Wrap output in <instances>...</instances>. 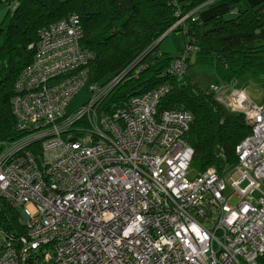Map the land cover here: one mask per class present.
<instances>
[{"label":"built area","instance_id":"2783aa9c","mask_svg":"<svg viewBox=\"0 0 264 264\" xmlns=\"http://www.w3.org/2000/svg\"><path fill=\"white\" fill-rule=\"evenodd\" d=\"M194 12L170 30L196 20ZM84 33L74 13L44 28L16 84L20 138L0 142V212L3 202L17 211L23 232L13 236L0 225V264H258L264 103L244 88L225 96L218 84L210 87L223 106L246 117L252 133L237 146L235 166L190 178L193 115L159 109L172 84L104 111L130 66L105 85L90 84L89 101L68 111L90 79L94 55L82 47ZM193 50L173 62V75L187 73Z\"/></svg>","mask_w":264,"mask_h":264},{"label":"trees","instance_id":"16d2710c","mask_svg":"<svg viewBox=\"0 0 264 264\" xmlns=\"http://www.w3.org/2000/svg\"><path fill=\"white\" fill-rule=\"evenodd\" d=\"M3 4L10 10L0 25V142L20 138L12 103L19 77L34 58L32 46L44 28L74 13L80 15L85 29L82 47L94 55L90 84L105 85L134 62L147 65L128 72L105 97L104 111L112 112L130 97L170 82L174 88L159 109H182L193 115L186 136L194 151L192 166L201 172L211 167L222 172L221 156L228 167L237 164L236 148L252 133L246 117L227 109L216 94L186 76L170 74L175 58L186 49L177 56L160 54L156 42L181 16L195 11L196 20L190 17L166 35L178 31L185 35L187 47H195L189 52L188 65L194 56L197 65L213 67L228 85L244 78L263 80L264 1L251 6L245 0H0ZM217 6L237 12L236 18H225L224 11L206 20L197 16L202 9ZM1 206L0 225L13 236L22 233L17 211L5 202ZM257 263L264 264V255Z\"/></svg>","mask_w":264,"mask_h":264},{"label":"rangeland","instance_id":"374dc122","mask_svg":"<svg viewBox=\"0 0 264 264\" xmlns=\"http://www.w3.org/2000/svg\"><path fill=\"white\" fill-rule=\"evenodd\" d=\"M233 17H235V15L228 14L227 17L225 18L233 19ZM171 31H174V30H168L165 35H167ZM1 40H0V50H1V44H2ZM158 41L156 42V44H159L158 48H159L160 54L167 53L171 56H177L178 54L182 53L185 49H187L185 35L182 33H179L178 31H176L175 33H171L165 38H163L161 43H158ZM152 57L153 55L150 56L148 59L150 62L152 61ZM176 60L177 58H175L174 61ZM139 62H134L135 64H132L130 68L135 69L137 67L138 68L141 67V69H144L145 67H147L146 63L144 62L139 63ZM184 76H186L187 79L189 80L191 79L193 82L197 83L200 87L207 89L208 92H211L210 87L215 84H218L221 88H223V91L226 95H230L231 92L233 90H237V88L238 89L241 87L245 88V91L248 93L249 98L253 100L256 104H259L260 106H262L264 103V79L254 80L252 78L251 79L244 78V79H239V81L234 82L232 85H228L225 81H223L217 75L213 67H210L208 65H202V66L197 65L196 58H194V56L192 57L190 66L189 65L187 66V73ZM166 83H170V82H166ZM91 97H92V91L90 88V83H87L80 90V92L71 100L69 107H68V111L74 112L76 110L81 109V107L84 106ZM221 166L225 169L228 168V163L223 156H221ZM191 168L192 170L190 172V178H195V176H197L201 172V168H199L198 166H194V167L192 166ZM249 184H250V180L245 179L243 182L239 184V188L244 190V188H246ZM228 187L229 189H231L229 185ZM238 202H239V197H238V194L235 193L233 194L232 198L230 199L228 203L233 207V206H236Z\"/></svg>","mask_w":264,"mask_h":264},{"label":"crops","instance_id":"0c3cea01","mask_svg":"<svg viewBox=\"0 0 264 264\" xmlns=\"http://www.w3.org/2000/svg\"><path fill=\"white\" fill-rule=\"evenodd\" d=\"M245 1L249 5L254 6V5L260 4V2H262L264 0H245ZM9 10H10V7L5 6L4 4L3 5H0V25L3 23L4 18L7 15V13H8ZM223 11H224V14H226L225 17H227L228 14L229 15H235V17L237 16L236 15L237 12H233V11L229 10V8L226 7V6H223V7L222 6H217V7L211 8L209 10L202 9L197 16L200 17L202 20H206L208 18H211V16H213V15L223 13ZM235 17H233V19ZM2 44H1V47H2Z\"/></svg>","mask_w":264,"mask_h":264},{"label":"water","instance_id":"95a60500","mask_svg":"<svg viewBox=\"0 0 264 264\" xmlns=\"http://www.w3.org/2000/svg\"><path fill=\"white\" fill-rule=\"evenodd\" d=\"M165 34H166V33H165ZM165 34H164V36H166ZM164 36H163V38H164ZM163 38L159 39L158 43L161 42V41L163 40Z\"/></svg>","mask_w":264,"mask_h":264},{"label":"clouds","instance_id":"9594fccd","mask_svg":"<svg viewBox=\"0 0 264 264\" xmlns=\"http://www.w3.org/2000/svg\"><path fill=\"white\" fill-rule=\"evenodd\" d=\"M241 88H242V87H241ZM222 89H223V88H222ZM244 89H245V88H244ZM237 90H239V89L237 88ZM233 91H234V90H233ZM233 91H232V92H233ZM232 92H231V93H232ZM224 94H225V93H224ZM225 96H228V95L225 94Z\"/></svg>","mask_w":264,"mask_h":264}]
</instances>
